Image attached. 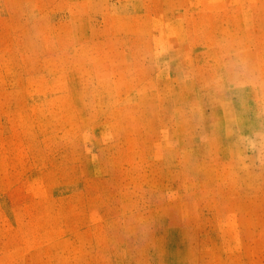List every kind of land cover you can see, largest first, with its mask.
<instances>
[{
    "label": "rangeland",
    "instance_id": "obj_1",
    "mask_svg": "<svg viewBox=\"0 0 264 264\" xmlns=\"http://www.w3.org/2000/svg\"><path fill=\"white\" fill-rule=\"evenodd\" d=\"M0 264H264V0H0Z\"/></svg>",
    "mask_w": 264,
    "mask_h": 264
}]
</instances>
